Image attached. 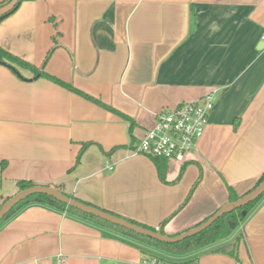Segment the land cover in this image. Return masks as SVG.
I'll return each instance as SVG.
<instances>
[{"label": "crops", "instance_id": "obj_1", "mask_svg": "<svg viewBox=\"0 0 264 264\" xmlns=\"http://www.w3.org/2000/svg\"><path fill=\"white\" fill-rule=\"evenodd\" d=\"M5 1L1 48L119 114L0 66V208L29 181L175 237L229 203V189L239 199L254 189L264 173V0ZM210 91L214 108L183 163L131 153L156 114ZM239 217L238 234L199 248L33 205L0 225V264H264V196Z\"/></svg>", "mask_w": 264, "mask_h": 264}, {"label": "built area", "instance_id": "obj_2", "mask_svg": "<svg viewBox=\"0 0 264 264\" xmlns=\"http://www.w3.org/2000/svg\"><path fill=\"white\" fill-rule=\"evenodd\" d=\"M262 41L264 43V34ZM215 96L216 91H210L198 100L184 102L156 114L154 126L133 145L131 153L183 163L185 156L195 150L205 131L209 114L215 105ZM107 169L111 170L112 166ZM140 264L160 263L156 259L144 258Z\"/></svg>", "mask_w": 264, "mask_h": 264}, {"label": "trees", "instance_id": "obj_3", "mask_svg": "<svg viewBox=\"0 0 264 264\" xmlns=\"http://www.w3.org/2000/svg\"><path fill=\"white\" fill-rule=\"evenodd\" d=\"M8 1L9 0H6L5 2H8ZM12 11L10 13L4 15L3 17L4 18L7 17L9 14L12 13ZM0 22H1V20H0ZM0 66H4V67L10 69L15 74H18L17 69L30 71L35 76H39L40 78H44V79H46L48 81H51L54 84L60 86L61 88H64V89H66V90H68V91H70L72 93H75V94H77V95H79V96H81V97H83V98H85V99H87V100L99 105L100 107H102L104 109H107L108 111H111L113 113H117L112 108L102 104L100 101H98V100H96V99H94V98L82 93L81 91H79L76 88L72 87L70 84H66L63 81L59 80V79H56V78H54V77H52V76H50V75H48L46 73H43L42 71H40L39 69H37L33 65H31V64L27 63L26 61H23L22 59L12 55L11 53H9L8 51H6L5 49H3L1 47H0ZM117 114H119V113H117ZM121 117H123V116H121ZM123 118H125V117H123ZM85 146H87V145H85ZM81 152H80V154H81ZM78 159H79V156L77 158V163H78ZM152 160L159 167H162L160 165H162V164L167 162V160H165L163 158H152ZM183 167H184V164H183ZM180 174H182V171H181ZM159 177H160L161 180L164 179L163 171L160 168H159ZM263 180H264V173L260 177V179L258 180V182H257L255 187H257ZM33 186H35V185L33 183L29 182V181H19L17 183L18 192L23 191V190H25L27 188H30V187H33ZM228 192H229V202H235V201H237L239 199L231 189H229ZM263 196H264V194L261 197H259L257 200H255L254 202L248 204L247 206H245V207H243V208H241L239 210H236L235 212L238 213L241 216V212L242 211L248 212ZM67 197L71 198L70 196H67ZM71 199H74V198H71ZM75 200H77V199H75ZM77 201H79V200H77ZM33 205L34 206H45V207H49V208L56 209V210H62V211L70 209V208H67L66 206L62 205L61 203H59V202H57V201H55V200H53V199H51V198H49L47 196H44V195H33V196H30V197L24 199L18 205H16L1 220L0 225L3 222H5L7 219H9L12 216L16 215L17 213H19L21 210L25 209L26 207L33 206ZM95 221L98 224H100V225L113 226L111 224H108V223L100 220V219H96L95 218ZM233 221H234L233 218H230L228 215H224L220 219H218L211 227H209L208 229H206L202 233H200V234H198V235H196V236H194V237H192V238H190V239H188V240H186L184 242H181L180 244H183V243L186 244V243H189V241L194 240V241H196L198 243V247L199 248H204V247H207V246H209V245H211V244H213L215 242L227 239L232 234V232L234 230V229L231 228V224H233ZM128 222H130V223H132L134 225H137L139 227H142L144 229H148L150 231H156L155 229L144 227V226H142L140 224H137L135 222H132V221H128ZM126 233L131 234V235H136V234L131 233L129 231H126ZM163 245H165V244H163ZM165 246H167V245H165ZM156 261L158 263H160V264H194V260L185 261V262H178V263L177 262L176 263H174V262L171 263V262H168V261H166L164 259L158 258V259H156Z\"/></svg>", "mask_w": 264, "mask_h": 264}, {"label": "water", "instance_id": "obj_4", "mask_svg": "<svg viewBox=\"0 0 264 264\" xmlns=\"http://www.w3.org/2000/svg\"><path fill=\"white\" fill-rule=\"evenodd\" d=\"M17 5L19 4V0H15ZM4 17H1L2 20ZM38 78V77H36ZM264 194V180L255 187L252 191H250L245 196L241 197L235 202H229L223 205L214 215H212L209 219H207L201 225L195 227L194 229L187 231L181 235L175 237H167L161 234L159 230L157 231H150L148 229H144L137 225H134L126 220H123L119 217L113 216L107 212L101 211L97 208L91 207L84 203H81L75 199H71L66 195L62 194L56 189L44 187V186H33L27 188L23 191L18 192L16 195L11 197L8 201H6L0 208V222L1 220L21 201L24 199L33 196V195H44L47 196L62 205L66 206L67 208H71L77 210L83 214L89 215L96 219H100L108 224L113 226L122 228L126 231L134 233L139 236L146 237L153 241H156L161 244L165 245H175L181 242H184L211 227L218 219H220L224 215H228L236 210H239L248 204L254 202L259 197ZM242 216L246 215V211L241 212ZM231 228L234 229V224H231Z\"/></svg>", "mask_w": 264, "mask_h": 264}, {"label": "rangeland", "instance_id": "obj_5", "mask_svg": "<svg viewBox=\"0 0 264 264\" xmlns=\"http://www.w3.org/2000/svg\"><path fill=\"white\" fill-rule=\"evenodd\" d=\"M0 18H1V17H0ZM235 216H236V217L234 218V221H233V222H234V224H235L234 227L237 226V228L235 229V232L238 234V232H239V227H238V225H236V224L238 223V220H240V217H239L240 215H239V214H235ZM229 237H230V236H229ZM229 237H228V238H229ZM231 239H232V240L235 239V236H234L233 238H231ZM189 242H194V240H191V241H189Z\"/></svg>", "mask_w": 264, "mask_h": 264}]
</instances>
